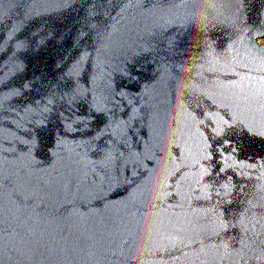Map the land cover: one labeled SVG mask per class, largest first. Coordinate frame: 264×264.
I'll list each match as a JSON object with an SVG mask.
<instances>
[{
  "label": "water",
  "instance_id": "1",
  "mask_svg": "<svg viewBox=\"0 0 264 264\" xmlns=\"http://www.w3.org/2000/svg\"><path fill=\"white\" fill-rule=\"evenodd\" d=\"M264 0H0V264H264Z\"/></svg>",
  "mask_w": 264,
  "mask_h": 264
},
{
  "label": "rangeland",
  "instance_id": "2",
  "mask_svg": "<svg viewBox=\"0 0 264 264\" xmlns=\"http://www.w3.org/2000/svg\"><path fill=\"white\" fill-rule=\"evenodd\" d=\"M260 45H261L262 47H264V40H261V41H260Z\"/></svg>",
  "mask_w": 264,
  "mask_h": 264
}]
</instances>
